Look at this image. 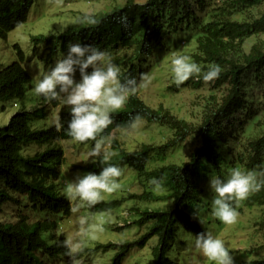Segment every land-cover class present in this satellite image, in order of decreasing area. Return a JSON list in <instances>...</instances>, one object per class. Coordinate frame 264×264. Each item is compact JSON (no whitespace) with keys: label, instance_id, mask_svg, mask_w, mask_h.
Here are the masks:
<instances>
[{"label":"trees","instance_id":"1","mask_svg":"<svg viewBox=\"0 0 264 264\" xmlns=\"http://www.w3.org/2000/svg\"><path fill=\"white\" fill-rule=\"evenodd\" d=\"M262 1L228 0L225 7L207 11L204 0H147L145 3L126 0L124 5L116 6L112 11L85 14L96 19L95 25L80 23L57 36L31 37L36 45H47L49 58L59 52L67 54L69 42L95 45L111 54L113 62L121 69V80L135 76L139 82L142 74H146L142 68L143 62L153 55L156 45L166 34L185 29L196 37L193 59L202 66V72L212 63L221 66L220 76L208 83L216 88L226 87L225 94L220 99L212 96L200 124L178 118L163 105L157 108L149 106L140 97L139 91L129 97L123 109L112 114L113 122L105 130V134L110 133L111 136L116 130L128 129L130 116L137 113L142 120L167 126L173 131V137L167 143L160 146L143 144L133 152L126 150L118 139L112 137L110 148L114 155L108 163L128 166L137 173L142 183L150 177H165L163 188L169 190L168 195L156 196L152 191H144L140 195L129 196V200L160 201L170 197L174 205L170 210L141 211L136 208L140 219L135 223L150 224L148 232L133 242L98 244L94 249L116 250L111 264H122L133 248H144L151 238H157V245L153 249L154 264H180L169 256L179 225L193 235L206 232L194 215L205 206L204 198L209 194L203 188V183L210 181L213 175L224 178L230 169L242 165L244 169L258 173L264 170V134L249 139L246 153H240L234 160L228 157L223 148L228 144L230 128L235 126L243 113V125L255 119L256 113L246 105L248 86L245 77L252 69L264 68V48L255 44L249 52L245 50L249 38L264 34V15L253 21L234 19L233 16L261 5ZM35 2L0 0V39L7 40L13 30L28 20ZM121 18L126 23H122ZM14 49L17 60L6 67L0 66V102L3 103L22 100L33 88L32 76L24 66L25 53L18 44L14 45ZM186 85H192L195 89L202 86L191 78ZM41 100L53 107L60 105L59 100L49 102L43 97ZM46 117L44 106L34 110L23 109L15 113L7 125L0 127V264H52L56 259L71 264L60 243L66 236L56 232L60 222L73 213L70 210L71 202L58 189L61 170L66 162L65 150L59 143L73 140L65 131L71 113H59V129L57 121L49 128L35 125ZM187 139L200 142L188 162L149 169L155 153H163ZM102 167L97 159L82 170L84 174H99ZM23 200L44 217L31 221L21 210ZM124 201H101L88 209L98 213L109 212L119 208ZM246 205L264 208V187L251 193L246 198ZM10 207L19 208L15 222L4 219ZM89 251L80 250L77 258L81 260ZM234 264H264V260Z\"/></svg>","mask_w":264,"mask_h":264},{"label":"rangeland","instance_id":"2","mask_svg":"<svg viewBox=\"0 0 264 264\" xmlns=\"http://www.w3.org/2000/svg\"><path fill=\"white\" fill-rule=\"evenodd\" d=\"M126 0H36L33 5L28 20L13 30L7 40L0 39V66L6 67L15 60L17 54L14 45L18 44L25 53V68L35 82L47 71L50 66H54L56 59L63 53L59 52L53 58H49V48L46 44L36 45L31 40L32 36L46 35L57 36L66 32L69 28L80 24L79 20L85 14L112 11L116 6L124 5ZM145 3L147 0H136ZM206 10L211 11L215 8H223L228 0H204ZM264 15V0L261 5L245 10L243 13H236L234 19L253 21ZM63 28V33L60 29ZM264 48V34L252 36L245 43V50L249 52L255 45ZM196 37L188 30L180 29L170 35L166 34L162 41L156 45L152 56L144 60L142 68L146 71L144 77L150 78V83L146 87L138 89L140 97L153 108L163 105L175 116L193 124H200L204 118L206 106L211 103L212 96L220 99L225 94L226 87L216 88L214 85L205 83L201 79L191 78L200 82L202 86L198 89L186 82L177 87L172 80L171 59L174 55H187L193 59L196 53ZM180 48V49H179ZM66 55V54H65ZM39 62V63H38ZM195 62V61H194ZM202 69V66L199 65ZM75 79H80V73H75ZM247 83L246 105L256 113L255 119L247 125H243L245 114L235 122V126L230 128L231 135L226 147H223L228 157L234 160L240 153H246L247 141L264 134V68L248 71L245 77ZM3 105L5 109H3ZM44 106L47 110V117L38 121L35 125L41 128H49L56 121L61 111L70 112V107L65 106L62 101L58 107H53L50 103H44L41 97L35 96L32 89L27 96L20 100H12L6 103L0 102V127L7 125L11 117L23 109L34 110ZM127 130V129H126ZM126 130H116L112 137L118 139L122 146L128 151H136L143 144L160 146L167 143L173 137V131L158 123H149L142 120L141 126L135 132ZM65 150L66 162L62 167L61 176L58 181V189L65 196V185L69 180L75 179L77 175H83L82 168L92 162L88 153L93 144L83 145L74 140H66L59 143ZM200 144L198 140L187 139L178 146L166 150L163 153H155L149 163V169H155L164 164L183 165L188 162L195 149ZM111 145L109 150L111 151ZM160 155V156H159ZM98 159V158H97ZM157 160V161H156ZM123 175L118 178L121 188L110 195H106L103 201L124 199L122 205L109 212H92L88 207H81L78 212L72 213L70 217L60 222L57 233H64L65 236H72L78 240L77 232L79 225L77 216L91 215L98 222H103L104 231L98 233L95 239L85 238L82 249L90 250L81 259L82 264H111L116 250L94 251L98 244H121L138 240L149 230L150 224H136L139 218L136 208L143 211L145 209L170 210L174 201L167 197L164 200L141 201L128 199L131 195H140L144 191H152L147 182H140L137 173L128 166H122ZM242 171H249L240 167ZM229 172V171H228ZM227 176V174H226ZM210 180V179H209ZM203 188L209 193L206 195L205 206L197 211L206 229L211 231L214 236H218L225 242L234 262H244L252 260H264V208L249 207L246 199L241 202L238 216L233 224H224L211 215V201L213 193L210 189V181L203 183ZM156 196H166L169 190L162 188L160 191H152ZM66 197V196H65ZM21 210L31 221L40 220L43 215L38 214L30 204L22 201ZM72 207L76 201H70ZM207 204V205H206ZM208 206V208H206ZM18 207H10L9 214L4 216L6 221L15 222ZM140 219V218H139ZM177 238L173 244L170 258L180 264H213L207 260L199 250L192 244L194 236L185 231L181 225L178 227ZM90 242V243H89ZM157 245V238H151L144 248L135 247L126 256L122 264H154L153 249ZM81 249V250H82ZM52 264H64L60 259H56Z\"/></svg>","mask_w":264,"mask_h":264},{"label":"clouds","instance_id":"3","mask_svg":"<svg viewBox=\"0 0 264 264\" xmlns=\"http://www.w3.org/2000/svg\"><path fill=\"white\" fill-rule=\"evenodd\" d=\"M80 23L95 25L96 19L85 15ZM122 23H126L121 18ZM64 29H60L63 33ZM39 63V62H38ZM91 68V71L88 69ZM79 71L80 79H75ZM221 66L212 63L202 72L201 67L187 55H174L171 59L172 80L177 87L190 78L202 79L203 82H213L221 74ZM150 78L144 77L138 82L135 76H127L121 80V69L112 60L111 54L95 45H84L80 42H69L67 54L56 59L54 66L42 73L35 82L32 93L47 101L59 100L70 107L71 119L67 122L66 133L78 143L94 142L88 156L95 163L97 158L102 169L99 174L88 172L77 175L65 185V196L69 201H76L71 207L73 213L81 207L91 208L103 201L106 195L117 192L121 188L119 182L123 169L108 163L114 153L109 150L112 143L111 134L105 130L112 124V114L123 109L130 96L138 89L146 87ZM46 104L48 102H45ZM142 123L140 114L130 116L127 132H135ZM57 128L61 127L57 121ZM106 165V166H105ZM164 176L150 177L147 185L152 191L163 188ZM264 187V170L242 171L239 167L229 170L226 177L211 176L210 189L214 194L211 201V215L224 224L235 223L240 204L251 193ZM200 218L198 212L194 213ZM79 229L78 240L66 236L60 243L66 250L71 264H82L77 253L82 249L85 238L95 239L104 229L103 222H98L94 216H77ZM192 244L196 250L213 262V264H234V258L225 242L211 231L201 232L194 236Z\"/></svg>","mask_w":264,"mask_h":264},{"label":"bare ground","instance_id":"4","mask_svg":"<svg viewBox=\"0 0 264 264\" xmlns=\"http://www.w3.org/2000/svg\"><path fill=\"white\" fill-rule=\"evenodd\" d=\"M124 16V15H123ZM69 31V30H68ZM159 41V40H158ZM56 48V47H55ZM180 49V48H179ZM149 55V54H148ZM193 86H194V84H193ZM181 87V86H180ZM132 106V105H131ZM185 142V141H184ZM156 145V144H155ZM160 156V155H159ZM120 157V156H119ZM157 161V160H156ZM240 163V162H239ZM167 186V185H166ZM156 220V219H155ZM90 243V242H89Z\"/></svg>","mask_w":264,"mask_h":264}]
</instances>
